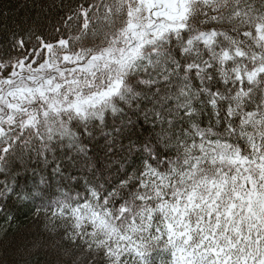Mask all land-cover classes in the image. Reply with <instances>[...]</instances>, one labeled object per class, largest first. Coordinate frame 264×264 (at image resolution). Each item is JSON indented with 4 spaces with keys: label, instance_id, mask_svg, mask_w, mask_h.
I'll return each instance as SVG.
<instances>
[{
    "label": "snow or ice",
    "instance_id": "6c2138e0",
    "mask_svg": "<svg viewBox=\"0 0 264 264\" xmlns=\"http://www.w3.org/2000/svg\"><path fill=\"white\" fill-rule=\"evenodd\" d=\"M65 21L78 34L0 55V177L62 149L71 167L98 133L114 167L43 209L88 264H264V0H93ZM12 196L0 179V215Z\"/></svg>",
    "mask_w": 264,
    "mask_h": 264
},
{
    "label": "trees",
    "instance_id": "16d2710c",
    "mask_svg": "<svg viewBox=\"0 0 264 264\" xmlns=\"http://www.w3.org/2000/svg\"><path fill=\"white\" fill-rule=\"evenodd\" d=\"M91 2L93 0H0V55L15 57L13 45L18 38L29 41L30 37L39 35L53 42L59 35L55 31L58 28L65 35L78 34L80 22H66L65 18L75 16L81 5L87 8ZM30 43L35 44L34 38ZM137 123L139 127L133 139L139 143L152 135V125L142 117ZM87 149L86 160L78 157L71 167H65L68 162L64 159V152L69 150L62 149L59 157L48 164L33 157L21 160L16 171L6 169L0 179L11 182L17 196L4 201V212L0 215V264H88L87 251L62 238L65 230L51 225L48 214L43 211L50 201L56 200L60 191L67 190L68 176L75 175L81 180L85 176L92 178V172H86L85 165L90 169L108 165L109 171L114 167L105 159L103 137L98 133L96 140L87 144ZM69 154L77 155L70 151ZM57 163L65 168L63 179L52 171ZM42 177L48 180V189L40 184ZM29 189L40 195L20 201L18 194Z\"/></svg>",
    "mask_w": 264,
    "mask_h": 264
}]
</instances>
